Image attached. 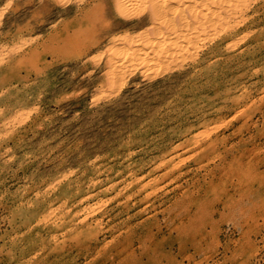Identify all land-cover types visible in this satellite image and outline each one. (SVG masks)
I'll use <instances>...</instances> for the list:
<instances>
[{
    "label": "rangeland",
    "instance_id": "1",
    "mask_svg": "<svg viewBox=\"0 0 264 264\" xmlns=\"http://www.w3.org/2000/svg\"><path fill=\"white\" fill-rule=\"evenodd\" d=\"M97 3L0 0V264H264V0Z\"/></svg>",
    "mask_w": 264,
    "mask_h": 264
},
{
    "label": "bare ground",
    "instance_id": "2",
    "mask_svg": "<svg viewBox=\"0 0 264 264\" xmlns=\"http://www.w3.org/2000/svg\"><path fill=\"white\" fill-rule=\"evenodd\" d=\"M237 1L239 0H86V13L92 5H95L97 2H104L105 5L109 6V13L112 14L114 8L117 13L122 14V16H124L125 18L129 17L130 14L128 15V13L130 8L139 3H142V5H144L145 3L146 7L149 8V16L147 21L150 24L157 25L164 22L178 20L179 23H184V25L186 26L185 30L187 31L189 30V26L191 24L204 25L205 23H207L206 25H208L209 23L220 20L223 15L231 9L232 5H235L234 3H236ZM95 6L97 7L98 3ZM126 20L127 19H124V21L116 20V17L107 20L105 28L97 39H102V37H105L106 39H116V34L114 33V31L119 27H125ZM137 21L138 23L134 24L133 26H140L142 24H145L144 20L137 19ZM172 33L174 32L172 31ZM152 37L154 36L152 35ZM164 38L162 37V39Z\"/></svg>",
    "mask_w": 264,
    "mask_h": 264
}]
</instances>
